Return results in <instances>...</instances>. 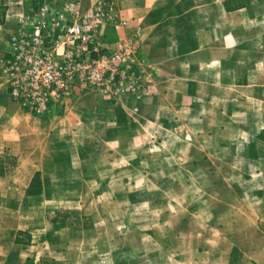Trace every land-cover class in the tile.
Instances as JSON below:
<instances>
[{
    "label": "crops",
    "instance_id": "crops-1",
    "mask_svg": "<svg viewBox=\"0 0 264 264\" xmlns=\"http://www.w3.org/2000/svg\"><path fill=\"white\" fill-rule=\"evenodd\" d=\"M12 1L0 0V52L9 49L19 20L22 6L12 12ZM121 3L137 24L147 65L148 88L139 99L93 102L86 92L50 115H34L0 86V157L15 161L0 176V264H80L70 247L89 250L96 264H113L114 254L128 252L123 240L112 244L113 205L129 204L130 190L187 192L199 167L211 174L249 165L258 197L264 196V0ZM0 79L5 87L1 73ZM84 105L92 110L93 127L81 137L73 133L65 149V137L52 131L59 118L52 112L62 109L58 113L73 118L82 112L83 118ZM37 172L42 192L28 194ZM153 195L136 201L153 205L161 198ZM208 200L202 196L201 202ZM66 208L89 215L92 224L59 225L55 216ZM128 216L121 212L120 220ZM98 224L104 244L71 245L97 232Z\"/></svg>",
    "mask_w": 264,
    "mask_h": 264
},
{
    "label": "rangeland",
    "instance_id": "rangeland-1",
    "mask_svg": "<svg viewBox=\"0 0 264 264\" xmlns=\"http://www.w3.org/2000/svg\"><path fill=\"white\" fill-rule=\"evenodd\" d=\"M17 1H12L11 8L12 12H17L16 6L23 5L18 13L19 23L20 15L27 11L24 7H27L29 2L36 0H24L22 4H18ZM38 1L52 4L64 0ZM93 1L82 0L85 6L90 5ZM114 1L113 15L124 13L129 19L128 14L122 9L121 0ZM0 13L5 15L4 11H0ZM125 34H134L136 37L138 34L140 40L138 54L143 58L140 52L141 34L137 24H132L130 19L127 27L120 30L114 28L110 31L112 39H118ZM1 82L0 79V84H2ZM0 86L4 91L5 87ZM88 94L90 101L104 100L97 92L89 91ZM124 97L139 99L133 96ZM84 108L83 118L82 112L74 118L72 113H58L62 109L52 112L59 115V118L52 122V131L59 132L60 137H65V147H63L65 149L69 145H73L71 140L73 133L81 137L82 134H87L89 128L93 127L89 120L92 117V110L85 105ZM67 112L70 113L69 110ZM47 114L50 115L51 112ZM96 128L99 131H104V127L100 123L96 125ZM4 157L7 158L8 164L12 165V156L6 154ZM245 169L240 171L230 168L224 171L221 168L223 173L211 172V174H207L199 167L198 171L193 172L194 178L188 182L191 185L186 190L187 192L183 188L139 190V192L130 190L132 193L129 204L124 207L114 204L113 210H111L117 217L110 224L112 244L113 246L120 245L123 240V244L128 246V252L114 254L113 264L116 262L120 264L127 259L128 264H264V196L258 197L262 191L258 194L249 165H246ZM189 175L191 174L178 173V176L187 178ZM152 176L150 183L155 181ZM188 192L190 196H188ZM150 193H154L153 196L157 193L161 195L160 199L155 200L157 203L153 205L139 204L136 201L138 196L141 198V196L150 195ZM202 196L209 199V205L202 204ZM239 199L244 203H240ZM212 202L214 204H211ZM103 209L102 205L100 210L103 211ZM121 212L128 213V219L121 221ZM55 218H59V225L66 227L72 225L88 227L92 224L89 215H82L78 209L73 208L62 209ZM103 228V224H98L97 232L89 233L88 238L72 242L71 245L104 244ZM123 229L127 233L122 236L121 230ZM238 231L240 234H236ZM46 236H49V233ZM44 238L45 236L41 239ZM234 247L233 256L231 254L228 258L226 250L231 248L233 250ZM69 255L70 257L71 255L79 257L80 264H82L81 260L96 264V260L93 258L94 254L89 250L74 251L70 247Z\"/></svg>",
    "mask_w": 264,
    "mask_h": 264
},
{
    "label": "built area",
    "instance_id": "built-area-1",
    "mask_svg": "<svg viewBox=\"0 0 264 264\" xmlns=\"http://www.w3.org/2000/svg\"><path fill=\"white\" fill-rule=\"evenodd\" d=\"M23 6V5H22ZM114 0L29 2L0 52V73L10 99L23 111L42 115L68 106L89 91L117 103L147 91L146 63L134 34L112 39L111 29L129 25L113 15Z\"/></svg>",
    "mask_w": 264,
    "mask_h": 264
},
{
    "label": "trees",
    "instance_id": "trees-1",
    "mask_svg": "<svg viewBox=\"0 0 264 264\" xmlns=\"http://www.w3.org/2000/svg\"><path fill=\"white\" fill-rule=\"evenodd\" d=\"M37 1V0H36ZM13 159V158H12ZM15 161L14 159L12 160V165H14ZM10 165L7 162L6 157H0V176L5 175L7 171L9 170ZM42 192V183H41V177H40V172H37L34 176V179L32 181V185L28 188L27 193L28 194H39ZM235 252V247L232 250V256L233 253ZM232 261V260H231ZM230 261V263H231Z\"/></svg>",
    "mask_w": 264,
    "mask_h": 264
}]
</instances>
